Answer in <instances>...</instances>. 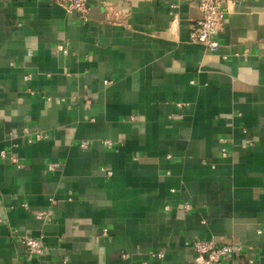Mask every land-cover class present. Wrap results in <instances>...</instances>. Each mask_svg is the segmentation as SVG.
I'll return each instance as SVG.
<instances>
[{
	"label": "crops",
	"instance_id": "0c3cea01",
	"mask_svg": "<svg viewBox=\"0 0 264 264\" xmlns=\"http://www.w3.org/2000/svg\"><path fill=\"white\" fill-rule=\"evenodd\" d=\"M87 2L0 0V264H197L194 238L264 264V0H224L214 52L193 0Z\"/></svg>",
	"mask_w": 264,
	"mask_h": 264
},
{
	"label": "built area",
	"instance_id": "2783aa9c",
	"mask_svg": "<svg viewBox=\"0 0 264 264\" xmlns=\"http://www.w3.org/2000/svg\"><path fill=\"white\" fill-rule=\"evenodd\" d=\"M50 2L56 3L61 6L67 13H75L83 22L88 20L90 7L87 0H49ZM184 0H177V2L170 4V8L175 9L178 3ZM196 2L199 17L192 24L189 41L194 43H200L205 47L208 52H214L218 49L219 43L212 38L213 34L220 31L224 26V16L226 9L224 6V0H193ZM177 20V15L173 14V21ZM57 51L63 55L69 54L67 43H59L56 45ZM29 76H26V78ZM110 81L105 80L104 83L108 84ZM177 106H183L181 103H177ZM24 135L26 136L27 143H33L49 137L48 133L43 131H29L25 128ZM223 141V139H221ZM103 144L107 147H112L113 143L110 140H105ZM89 143L86 140H82L79 143V147L87 149ZM220 155L223 157L229 156V152L225 147H221ZM0 158L8 160L10 163L20 167L17 157L10 151H0ZM58 166L57 162L48 163L47 167L49 170H53ZM108 176H111V171L103 169ZM50 201L53 202L52 199ZM26 207V205H23ZM181 208L191 209L189 203H184ZM37 218L49 219L47 212L44 210L38 211L36 214ZM102 236L107 235V230L103 229L101 232ZM12 239L17 242V245L22 247L24 254L28 257L36 255H42L50 250V247L45 243L41 237H32L27 234H11ZM192 250L197 254V264H234V260L238 256L240 260L236 261V264H246L250 262L248 259L242 258V252L244 246L234 243L216 244L211 240L194 238L191 240ZM249 249V247H248ZM151 256L162 258L163 253H150Z\"/></svg>",
	"mask_w": 264,
	"mask_h": 264
}]
</instances>
